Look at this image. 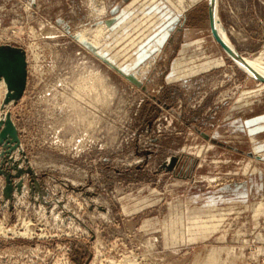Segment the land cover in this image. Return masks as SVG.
Here are the masks:
<instances>
[{
    "label": "rangeland",
    "instance_id": "374dc122",
    "mask_svg": "<svg viewBox=\"0 0 264 264\" xmlns=\"http://www.w3.org/2000/svg\"><path fill=\"white\" fill-rule=\"evenodd\" d=\"M209 1L0 0V264H264V83ZM217 12L264 51V0Z\"/></svg>",
    "mask_w": 264,
    "mask_h": 264
},
{
    "label": "water",
    "instance_id": "95a60500",
    "mask_svg": "<svg viewBox=\"0 0 264 264\" xmlns=\"http://www.w3.org/2000/svg\"><path fill=\"white\" fill-rule=\"evenodd\" d=\"M215 6H216V0H211L209 4V18H210L211 28L214 31V34L218 42L223 47V49L226 52L230 53V50L228 49L225 42L222 40L219 30L217 28L216 18H215ZM104 62L109 64L107 61ZM109 65L112 68L119 70L115 66L111 64ZM0 75L6 78L8 82V86L17 92L18 97H20L23 94L27 81V62H26L25 54L22 50L11 47L0 48ZM128 79H130L133 82L136 81L135 78L130 76L128 77ZM13 129H14L13 123L11 121L7 122L6 126L3 128L2 133L0 134L1 137L0 139L4 140L6 136L11 135Z\"/></svg>",
    "mask_w": 264,
    "mask_h": 264
},
{
    "label": "bare ground",
    "instance_id": "6f19581e",
    "mask_svg": "<svg viewBox=\"0 0 264 264\" xmlns=\"http://www.w3.org/2000/svg\"><path fill=\"white\" fill-rule=\"evenodd\" d=\"M210 2H211V0L209 1V3ZM217 5H218V0H216V6H215V18H216L217 28L219 30V33H220L222 40L225 42L228 49L230 50V53L226 52L225 50H224V52L237 64V66L241 70H243L245 73H247L251 78H253L254 80H256L258 82L264 83V51L255 59H244L242 57H239L237 55V53L235 52V50L233 49L230 42L228 41L227 37H226L225 31L222 27V24H221L219 16H218ZM213 33H214V31H213ZM214 36H215V34H214ZM215 38H216V36H215ZM216 40H217V38H216ZM217 42H218V40H217ZM8 87L9 86H8V82H7L6 78L1 79L0 80V97L2 96V94L4 95L5 93H7ZM12 90H14V89H12Z\"/></svg>",
    "mask_w": 264,
    "mask_h": 264
},
{
    "label": "flooded vegetation",
    "instance_id": "af4514ba",
    "mask_svg": "<svg viewBox=\"0 0 264 264\" xmlns=\"http://www.w3.org/2000/svg\"><path fill=\"white\" fill-rule=\"evenodd\" d=\"M210 4V3H209ZM208 14H209V7H208ZM221 18V17H220ZM209 20H210V18H209ZM210 26H211V24H210ZM218 44L220 45V47L222 48V50L224 51V49H223V47L221 46V44L218 42Z\"/></svg>",
    "mask_w": 264,
    "mask_h": 264
}]
</instances>
